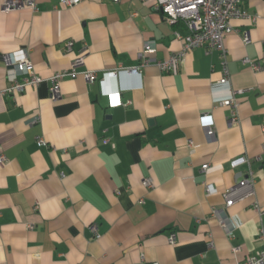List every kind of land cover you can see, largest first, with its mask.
I'll use <instances>...</instances> for the list:
<instances>
[{
	"label": "crops",
	"instance_id": "crops-1",
	"mask_svg": "<svg viewBox=\"0 0 264 264\" xmlns=\"http://www.w3.org/2000/svg\"><path fill=\"white\" fill-rule=\"evenodd\" d=\"M5 1L0 264H238L264 251V0H243L248 17L230 22L225 83L218 52L203 47L185 54L175 71H160L156 62L181 50L173 33L188 31L169 24L155 0H81L72 7L35 0L37 10L8 12ZM147 40L156 51L144 56L140 76L100 81L103 72L139 66ZM81 52L76 69L95 71L93 83L82 74L63 78L55 101L46 80L15 96L2 93L11 77L23 76L7 58L26 55L34 73L47 79L69 69ZM234 91L238 120L231 122L230 109L219 102ZM110 92H119L120 106H109ZM204 114L213 139L205 135ZM238 156L250 165L230 168ZM248 169L254 195L226 209L236 226L228 238L212 209L224 208L223 191ZM146 178L152 188L142 185Z\"/></svg>",
	"mask_w": 264,
	"mask_h": 264
},
{
	"label": "built area",
	"instance_id": "built-area-1",
	"mask_svg": "<svg viewBox=\"0 0 264 264\" xmlns=\"http://www.w3.org/2000/svg\"><path fill=\"white\" fill-rule=\"evenodd\" d=\"M81 0H59V5L62 7H72L78 4ZM117 2L118 0H113ZM243 0H155V8L160 10L164 15L165 20L171 24L182 23L187 29V35H181L178 31L173 34L175 38L179 39L182 43L181 50L177 53L171 54L168 58L157 61L156 65L161 72H173L181 63L185 54L190 52L196 47H203L207 53L213 51L218 52L220 58L222 59V71L219 82L225 83L229 80V72L226 66V49L224 46V38L227 34L232 31L231 20L248 17L245 12L240 9L241 2ZM23 7H28L32 10H37L35 0H6L2 5V10L5 12L11 10H17ZM254 16L252 19L254 20ZM244 42H248L247 36H244ZM72 40H68L64 44V50L69 52L72 47ZM156 51V44L152 40H147L144 42L142 51L140 52L141 64L139 66H134L130 68H116L114 70H109L103 72L100 79L104 82L108 79H114L119 74L125 73L129 75L141 74V67L147 64L148 60L144 56L148 53H154ZM84 53L81 52L75 58H73L71 66L67 70H61L53 73L49 78L43 79L34 73L33 65L31 60L24 55L19 60H11L7 58V65L13 66L16 74L23 75L21 79H17L16 75L11 77V81L8 87L2 90L3 94L15 96L24 92L29 87H34L40 82L46 80L49 84V97L51 100L55 101L60 98V81L63 78L70 77L74 78L77 74H82L85 80L89 83H93L97 79V73L95 71H77V67L83 64ZM244 63H251L248 58L242 60ZM252 67L255 70H259L261 67L259 64L252 63ZM239 91H234L232 96L219 102L222 107L229 108L231 111L230 121L235 122L238 120L237 107L238 101L236 94ZM109 106L115 107L122 104L119 96V92H110L108 94ZM130 103L129 101L127 104ZM203 128L205 135L208 139H213L215 137L214 129L211 126L210 116L204 114ZM38 118L35 117L31 120V123H36ZM108 142L107 139L103 140ZM38 144L45 145L46 142L43 138L37 139ZM188 146L191 150H194V144L189 142ZM259 160V156L255 157ZM7 161V157L4 152H0V165H3ZM247 164L250 165V159L246 156H238L230 159V168L235 169L240 165ZM208 164H202L201 170L205 171ZM254 175L251 169H248L245 175L241 176L239 180L231 187L223 191L224 197V208H213L212 216L217 218V221L221 228L224 230L228 238L233 236V231L235 229L234 222L226 215V209L231 207L236 200H242L244 198L254 195L253 189ZM142 185L146 188H152L153 183L150 178H146L142 181ZM207 193L212 191L211 186H205ZM255 207L256 204H254ZM264 213V212H263ZM90 230L96 234V226L91 225ZM169 241L174 243V235L169 237ZM210 243L209 245H211ZM157 264V263H154ZM238 264H264V251L256 254L255 256L249 257L246 260L239 262Z\"/></svg>",
	"mask_w": 264,
	"mask_h": 264
},
{
	"label": "trees",
	"instance_id": "trees-1",
	"mask_svg": "<svg viewBox=\"0 0 264 264\" xmlns=\"http://www.w3.org/2000/svg\"><path fill=\"white\" fill-rule=\"evenodd\" d=\"M175 25V24H174Z\"/></svg>",
	"mask_w": 264,
	"mask_h": 264
}]
</instances>
